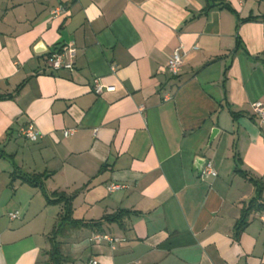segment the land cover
Returning <instances> with one entry per match:
<instances>
[{"label":"crops","instance_id":"0c3cea01","mask_svg":"<svg viewBox=\"0 0 264 264\" xmlns=\"http://www.w3.org/2000/svg\"><path fill=\"white\" fill-rule=\"evenodd\" d=\"M209 2L232 11L206 0H0V94H14L0 101V264H47L61 211L15 173H44L48 192L73 196L77 220L127 211L122 224L67 228L63 264H264V210L238 238L235 228L253 180L264 201L253 109L264 104V0ZM55 50L72 69H51ZM95 79L114 89L96 93ZM28 123L37 141L21 134ZM199 158L217 175L201 176ZM98 233L114 240L91 241Z\"/></svg>","mask_w":264,"mask_h":264},{"label":"trees","instance_id":"16d2710c","mask_svg":"<svg viewBox=\"0 0 264 264\" xmlns=\"http://www.w3.org/2000/svg\"><path fill=\"white\" fill-rule=\"evenodd\" d=\"M214 6H218L219 8H225L228 10L232 11V8L226 4V3H219V4H212L209 2V0H206V6L205 9H211ZM20 88L17 89V91ZM16 91V92H17ZM14 94H0V101L1 100H6L13 98ZM233 116L236 117V114L233 113ZM238 159V158H236ZM239 160V159H238ZM237 172L243 175V177H247L248 175L246 174L245 171L240 170L239 168L236 169ZM14 177L20 178L23 182H26L30 184L31 186L38 187L45 199L47 204H59L61 205V211L59 212L58 215V220L56 223V226L54 229L51 231L48 239L51 243L50 249L48 251V263L47 264H63L65 262L66 258L63 255L61 251V243L58 241V237L62 236L65 232V230L69 227H79V226H85V225H95V226H100L104 222H116L119 224H122V216L123 214H126L127 211H118L116 213L110 214V215H105L102 217L100 220L95 221L94 223L90 222H83L82 220H77L73 218L72 212H73V207H72V200L73 196L68 195L64 192H58V191H53V192H48L45 188V180H46V175L44 173H34V174H27V173H15ZM249 180H253L252 178H248ZM255 185H256V192L257 195L253 197L250 202L243 208L242 216L241 218L236 222V237L238 238L240 236L241 231L245 228V226L248 223V215L250 211L252 210H264V201L261 200L259 192L261 191V186L257 183V181L253 180Z\"/></svg>","mask_w":264,"mask_h":264},{"label":"built area","instance_id":"2783aa9c","mask_svg":"<svg viewBox=\"0 0 264 264\" xmlns=\"http://www.w3.org/2000/svg\"><path fill=\"white\" fill-rule=\"evenodd\" d=\"M238 1L242 2L244 0H238ZM183 55L184 54L182 53L181 48L178 47L173 51L171 57L169 58L168 71L174 76L178 75L181 70L182 63H183ZM50 65H51V69L53 70H58L62 68H66V69L73 68L72 62L64 58V53L62 50H55L50 54ZM93 88L96 93H101L102 91H104V89L107 91H111L114 89L111 86L109 87L103 86L98 79H95ZM253 109L259 121L261 123H264V104H262L261 102H256L253 104ZM20 132L26 139L31 140V141H37L41 137V133L35 128L33 123H28L25 126L21 127ZM74 132H75V129H66L63 131V135L67 137V136L72 135ZM200 174L203 177L217 175V172L214 168L212 161H206L204 163V166ZM118 187L119 185L113 184L110 186L109 189L110 191H113L117 189ZM16 217H17L16 213L10 214L11 219L16 218ZM90 240L91 241L105 240V241L112 242L114 239L108 234L98 233V234H94ZM86 264H98V260L92 259L88 261V263Z\"/></svg>","mask_w":264,"mask_h":264},{"label":"water","instance_id":"95a60500","mask_svg":"<svg viewBox=\"0 0 264 264\" xmlns=\"http://www.w3.org/2000/svg\"><path fill=\"white\" fill-rule=\"evenodd\" d=\"M216 132H217L216 129L212 131V134H211V137H210V142L215 137ZM205 162H206V159H204V158L203 159L199 158V159L196 160V168L199 170L200 173H201V170H202Z\"/></svg>","mask_w":264,"mask_h":264},{"label":"rangeland","instance_id":"374dc122","mask_svg":"<svg viewBox=\"0 0 264 264\" xmlns=\"http://www.w3.org/2000/svg\"><path fill=\"white\" fill-rule=\"evenodd\" d=\"M50 235V234H49ZM49 237V236H48ZM58 241H62L63 240V238H60L59 239V237H58V239H57ZM50 242V241H49ZM63 249H64V252H65V246L63 247Z\"/></svg>","mask_w":264,"mask_h":264}]
</instances>
